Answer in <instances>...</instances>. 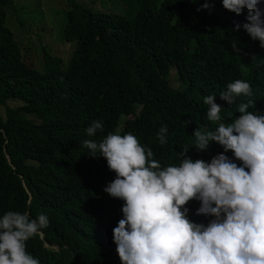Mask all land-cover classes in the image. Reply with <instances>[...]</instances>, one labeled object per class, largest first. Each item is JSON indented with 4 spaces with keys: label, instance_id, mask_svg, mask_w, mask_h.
Masks as SVG:
<instances>
[{
    "label": "trees",
    "instance_id": "16d2710c",
    "mask_svg": "<svg viewBox=\"0 0 264 264\" xmlns=\"http://www.w3.org/2000/svg\"><path fill=\"white\" fill-rule=\"evenodd\" d=\"M116 1L121 13L67 0L59 34L70 51L62 57L42 49L36 66L5 26L13 0H0V215L47 214L49 227L27 242L40 264H121L112 230L124 202L104 192L115 173L103 157L89 155L84 140L131 132L162 165L178 163L184 146L194 160L210 161L223 152L220 145L193 146L197 124L217 126L207 119L204 97L216 95L226 122L248 100L255 102L249 111L264 113V48L242 27L247 9L237 15L222 0H208L207 9L205 0ZM171 70L178 88L170 85ZM237 79L249 82L253 95L228 105L219 94ZM94 120L104 130L88 137ZM164 125L167 143L160 145ZM199 206L189 202V217L207 224L210 218L195 215Z\"/></svg>",
    "mask_w": 264,
    "mask_h": 264
},
{
    "label": "clouds",
    "instance_id": "9594fccd",
    "mask_svg": "<svg viewBox=\"0 0 264 264\" xmlns=\"http://www.w3.org/2000/svg\"><path fill=\"white\" fill-rule=\"evenodd\" d=\"M260 3L222 0L223 8L237 15L247 9L242 27L264 48ZM209 7L205 0L203 8ZM240 27L237 23L234 30ZM232 47L235 53L240 51L235 41ZM252 95L250 83L237 79L219 97L233 105L237 97ZM215 98L208 95L203 102L207 119L217 122L216 128L197 124L193 132L198 151L207 150L211 142L223 148L210 161L194 160L188 155L191 147L184 146L178 163L162 165L131 132H109L98 141L82 142L91 157H103L115 173L103 190L124 202L122 218L112 230L121 264H264V113L249 111L255 102L248 100L236 105L239 115L226 122ZM103 130V122L94 120L85 132L94 137ZM167 137V126H161L159 144H166ZM193 200L200 203L195 215L210 218L207 224L189 217L187 205ZM49 224L43 212L35 218L12 210L0 215V264H40L27 250V242L41 236Z\"/></svg>",
    "mask_w": 264,
    "mask_h": 264
},
{
    "label": "rangeland",
    "instance_id": "374dc122",
    "mask_svg": "<svg viewBox=\"0 0 264 264\" xmlns=\"http://www.w3.org/2000/svg\"><path fill=\"white\" fill-rule=\"evenodd\" d=\"M76 1L97 11L121 13L124 9L122 2L116 0ZM67 4V0H13L12 7L6 8L5 26L13 33L21 51L26 50L28 59L36 66L41 63L42 49L62 57L68 55L70 46L59 34ZM169 78L172 87L180 86L173 70ZM7 105L15 106L17 102L8 100ZM0 112L3 113L2 107Z\"/></svg>",
    "mask_w": 264,
    "mask_h": 264
}]
</instances>
